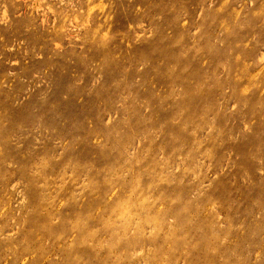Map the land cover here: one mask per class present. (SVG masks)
Here are the masks:
<instances>
[{
    "label": "rangeland",
    "instance_id": "1",
    "mask_svg": "<svg viewBox=\"0 0 264 264\" xmlns=\"http://www.w3.org/2000/svg\"><path fill=\"white\" fill-rule=\"evenodd\" d=\"M0 264H264V0H0Z\"/></svg>",
    "mask_w": 264,
    "mask_h": 264
}]
</instances>
